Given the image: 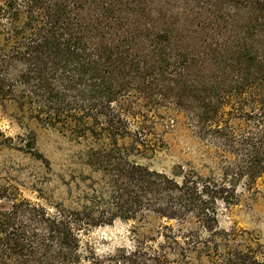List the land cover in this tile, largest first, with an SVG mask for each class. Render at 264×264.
I'll list each match as a JSON object with an SVG mask.
<instances>
[{
  "label": "trees",
  "instance_id": "1",
  "mask_svg": "<svg viewBox=\"0 0 264 264\" xmlns=\"http://www.w3.org/2000/svg\"><path fill=\"white\" fill-rule=\"evenodd\" d=\"M0 110L35 160L36 128L72 149L35 201L0 169V264H264L221 223L264 184V0H0ZM179 129L192 160L141 162ZM115 221L127 244L100 252Z\"/></svg>",
  "mask_w": 264,
  "mask_h": 264
},
{
  "label": "rangeland",
  "instance_id": "2",
  "mask_svg": "<svg viewBox=\"0 0 264 264\" xmlns=\"http://www.w3.org/2000/svg\"><path fill=\"white\" fill-rule=\"evenodd\" d=\"M0 132L9 141L0 149V169L11 184L18 188L24 198L35 201L37 195L31 187V177L38 175L48 177L52 172H58L68 160L71 146L51 130L36 128L34 130V148L43 157L39 162L24 152L28 142L25 131L19 126V120L10 111L0 110ZM168 148L158 151L153 157L141 162L151 169L171 174L173 166L180 163L185 165L192 160L195 145L182 129L167 136ZM21 148L23 151H20ZM259 196L245 199L233 210L229 219L222 218L221 223L227 226L235 222L238 227L255 232L264 241V184L258 182ZM6 208L7 204L2 203ZM128 226L115 221L94 229L91 240L100 252H108L117 246L127 244Z\"/></svg>",
  "mask_w": 264,
  "mask_h": 264
}]
</instances>
